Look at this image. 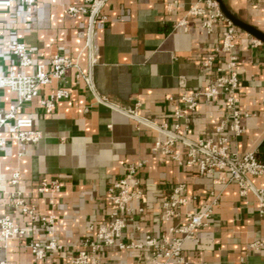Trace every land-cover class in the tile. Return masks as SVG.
Listing matches in <instances>:
<instances>
[{"label": "crops", "instance_id": "0c3cea01", "mask_svg": "<svg viewBox=\"0 0 264 264\" xmlns=\"http://www.w3.org/2000/svg\"><path fill=\"white\" fill-rule=\"evenodd\" d=\"M223 1L237 18L264 33V0ZM84 5L85 0H35L29 9L22 0H13L0 11V73L22 71L10 50L14 41L29 51L32 66L23 70L27 74H35L39 65L50 68L56 55L73 63L62 81L43 86L19 113L34 121L42 135L39 142L14 139L11 122L0 128V137L7 139L0 147V219L8 218L23 232L5 240L0 228V264H68L93 235L90 228L109 223L114 211L109 189L138 161L147 162L140 173L143 196L131 203L132 212L122 213L127 221L122 243L160 237L177 225L161 221L162 204L184 185V213L213 208L209 225L184 242L187 264H264V246L251 247L264 244L259 197L253 191L242 196L237 183L221 182L219 171L201 175L186 163V149L179 143L175 149L183 162L154 152L159 133L138 125L129 114L134 111L171 128L179 123L193 143L217 141L225 95L203 99L180 120L174 113L183 108L179 98L184 93L205 90L217 77L202 61L222 44L225 22L209 33L201 18L188 14L195 5L205 8L206 0H106L91 31L87 14L70 13ZM183 20L186 29L179 26ZM235 27L244 133L235 138L228 130L223 134L230 139L231 152L240 157L256 152L262 162L264 43ZM60 89L69 97L57 101L53 110L44 109L42 100ZM16 101L13 91L0 87V111L7 112ZM250 180L256 188L264 187L263 177ZM55 183L58 191L51 188ZM49 217L63 250L38 260L31 245L51 240L41 221ZM99 264H143L142 252L106 247Z\"/></svg>", "mask_w": 264, "mask_h": 264}, {"label": "built area", "instance_id": "2783aa9c", "mask_svg": "<svg viewBox=\"0 0 264 264\" xmlns=\"http://www.w3.org/2000/svg\"><path fill=\"white\" fill-rule=\"evenodd\" d=\"M106 0H85V5L70 9V13L87 14L90 18L91 31L94 29L97 15L101 12ZM29 9L35 0H22ZM13 0H0V11H5L12 6ZM95 18L93 19L94 15ZM190 16L202 19V26L211 33L214 25L225 22L222 33V44L214 52L203 58L202 66L205 69L215 71V77L205 90L187 92L180 98L179 102L183 108L178 109L174 116L180 120L190 113L196 111L203 99H213L219 95H225V117L223 122L216 128L220 135L217 141H200L193 143L186 139L179 123L172 128L168 125H158L153 121L139 117L132 111L129 114L136 119L140 126H146L159 133L152 150L164 156H172L176 161L183 162L181 153L175 147L179 143L186 149V163L198 168L201 175H214L219 171V178L224 184L237 183L240 187V194L246 196L253 191L260 200V215L264 217V187L256 188L250 177L264 178V163L260 162L256 152H249L240 157L237 153L231 152L230 139L223 132L229 131L231 135L239 137L244 133L242 125V113L240 110V81L236 71L239 58L235 53L236 49V27L227 20L219 9L216 0H206V7L193 6ZM186 21L179 23L186 29ZM257 41L254 44L257 45ZM10 50L19 60L22 71L0 73V87L8 88L17 95L16 103L9 107L7 112L0 111V128L8 123H12L14 139L20 142L37 143L41 140V132L35 129L34 121L30 118H23L19 113L23 105L32 101L40 95L43 86L50 84L53 80L62 81L66 70L73 63L60 55H56L50 62V68L39 65L35 74H27L24 69L32 66V59L26 46L18 41L10 45ZM224 62V65L216 66V63ZM89 82V80H88ZM69 97L65 89H60L49 98L42 100V106L46 110H53L56 102ZM173 100V99H171ZM7 144L6 138L0 137V147ZM146 161H138L128 165L125 175L116 181L109 189L108 200L114 206V211L110 216L107 225L97 229L91 227L93 235L87 237L81 244L80 249L72 255L68 264H99L100 254L104 248L117 247L121 250H140L142 252L143 264H187L183 256V245L188 239L193 238L196 233L209 225V219L213 214V208L209 207L199 213H184L183 209L187 205L184 195V185L174 188L173 192L164 200L162 204L161 221L164 223L178 222L171 225L167 233L160 237L146 235L140 243L126 245L121 242L127 221L122 213L132 212L130 205L133 201L141 200L143 196L141 171L146 166ZM17 178V176H16ZM48 185L43 184V190ZM52 190L58 191V184L51 185ZM17 205H23L18 201ZM24 208V207H23ZM27 211L25 208L23 209ZM140 212L143 209L139 210ZM41 221L47 225V234L51 240L46 244L34 243L31 245L32 253L38 260H43L50 252L63 250V247L55 239L53 218H42ZM0 228L5 240L13 235L22 234L8 218L0 219ZM264 244L255 242L251 247L260 250Z\"/></svg>", "mask_w": 264, "mask_h": 264}, {"label": "water", "instance_id": "95a60500", "mask_svg": "<svg viewBox=\"0 0 264 264\" xmlns=\"http://www.w3.org/2000/svg\"><path fill=\"white\" fill-rule=\"evenodd\" d=\"M219 4V9L225 16V18L231 21L235 26L247 31L252 36H254L257 40L264 43V33L260 30L256 29L255 27L241 21L239 18L236 17L235 13L230 10L226 3L223 0H216ZM96 14L94 15L93 19L95 18Z\"/></svg>", "mask_w": 264, "mask_h": 264}, {"label": "trees", "instance_id": "16d2710c", "mask_svg": "<svg viewBox=\"0 0 264 264\" xmlns=\"http://www.w3.org/2000/svg\"><path fill=\"white\" fill-rule=\"evenodd\" d=\"M260 149H261L262 153H264V143L261 145ZM260 159H261L262 162H264V156L260 157Z\"/></svg>", "mask_w": 264, "mask_h": 264}]
</instances>
